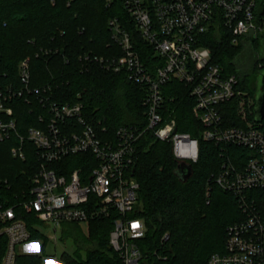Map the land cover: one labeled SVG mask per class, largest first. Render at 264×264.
Here are the masks:
<instances>
[{"label":"built area","instance_id":"1","mask_svg":"<svg viewBox=\"0 0 264 264\" xmlns=\"http://www.w3.org/2000/svg\"><path fill=\"white\" fill-rule=\"evenodd\" d=\"M122 4L159 63L153 60L150 68L143 61L118 18L109 20V28L122 56L86 59L106 71L125 72L131 83L145 88L143 129L121 126L112 138H104L107 132L89 122L83 104L62 103L50 86H33L30 59L19 64L16 75L0 70V143L9 144L13 159L26 162L30 149L35 159L27 188L14 192L13 183L0 177V239L4 237L7 245L2 264H17V246L31 242L34 231L46 237L42 227L51 226L57 233L63 224L88 225L112 211L118 217L110 234L111 248L120 264H139L138 242L145 238L147 225L130 216L140 202V184L134 178L139 139L150 132L167 142L184 167L200 158L199 139L179 132L176 120L162 114L163 89L170 81L186 85L194 98V117L204 126L202 137L220 146L221 167L214 180L235 196L242 214L227 228L224 252L213 254L207 264H264V131L250 119L254 99L240 88L241 79L213 62L200 38L222 27L234 44L250 37L264 41V0H122ZM230 101L243 126L225 122L223 107ZM26 106L38 127L29 126L23 133L18 115ZM229 147H242L246 155L234 157ZM72 156L81 157V165L65 172L64 162Z\"/></svg>","mask_w":264,"mask_h":264},{"label":"trees","instance_id":"2","mask_svg":"<svg viewBox=\"0 0 264 264\" xmlns=\"http://www.w3.org/2000/svg\"><path fill=\"white\" fill-rule=\"evenodd\" d=\"M111 18H118L126 27L136 50L150 68L153 60L159 63L125 13L122 0H0V70L8 76L16 75L19 64L30 59L33 86H50L53 97L62 103L83 104L89 122L97 131L107 132L104 138H112L121 126L143 129L147 122L145 88L131 83L125 72L106 71L86 59L88 55L122 56L120 47L112 40ZM200 38L201 44L210 50L213 62L241 79L240 88L254 99L255 105L257 76L263 71H258V67L264 62L256 49L260 44L262 52L264 41L250 37L234 44L222 27ZM248 44L255 50L252 67L238 61ZM163 92L164 118H174L179 132L199 139L200 158L190 165L188 177L187 171L180 177L170 144L154 138L150 132L139 139L134 178L140 184V202L130 215L147 225L145 238L138 242L142 254L139 264H207L213 254L224 252L227 228L239 221L242 214L235 196L222 190L214 180L221 167V148L202 137L204 126L194 117V98L186 85L170 81ZM235 105L234 101L224 105V120L243 126ZM254 105L252 121H255ZM19 112L20 131L26 133L29 126L38 127L28 106ZM260 125L264 131V122ZM228 150L234 157L247 152L242 147ZM27 159L26 162L13 159L9 144L0 143V177L13 183L14 192L29 186L35 170L32 149ZM64 163L67 167L64 171L69 172L81 165V157L72 156ZM110 213L88 222L87 237L75 234V243L87 251V257L63 254L64 264H120L119 255L109 241L118 214ZM33 239L46 242V237L37 231L33 232ZM6 249L3 237L0 264ZM17 259V264H44L43 258L36 254L18 255Z\"/></svg>","mask_w":264,"mask_h":264},{"label":"rangeland","instance_id":"3","mask_svg":"<svg viewBox=\"0 0 264 264\" xmlns=\"http://www.w3.org/2000/svg\"><path fill=\"white\" fill-rule=\"evenodd\" d=\"M240 43V40L238 41ZM237 43V44H238ZM262 46L259 44L257 46V52H259V58H264L263 51L259 50ZM238 61L243 66L252 67L253 58L255 55V50L252 46L245 45L242 49ZM252 69V68H250ZM264 70V62L260 63L258 71ZM88 226L86 223H73V224H63L59 227L57 233L53 231L51 226L42 227V230L46 232V237L55 236L56 240H51L46 238V242L41 239H33L27 244L18 245L16 248L17 255H28L36 254L43 258L44 264H64L62 260V255L67 254L73 258L77 256V253L84 259L87 257V251L83 248H79L77 243H75V234L80 233L87 237Z\"/></svg>","mask_w":264,"mask_h":264},{"label":"water","instance_id":"4","mask_svg":"<svg viewBox=\"0 0 264 264\" xmlns=\"http://www.w3.org/2000/svg\"><path fill=\"white\" fill-rule=\"evenodd\" d=\"M262 49L264 53V47ZM256 86L257 93L255 94L254 119L255 121L261 123L264 122V70L258 74ZM185 171H187L185 177H188L191 174L192 167H184L183 165H178L177 172L180 177L185 174Z\"/></svg>","mask_w":264,"mask_h":264}]
</instances>
